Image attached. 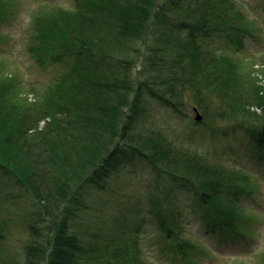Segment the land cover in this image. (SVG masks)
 I'll return each instance as SVG.
<instances>
[{"label":"trees","instance_id":"1","mask_svg":"<svg viewBox=\"0 0 264 264\" xmlns=\"http://www.w3.org/2000/svg\"><path fill=\"white\" fill-rule=\"evenodd\" d=\"M75 3L73 10H45L33 19L38 61H72L43 95L24 97L20 78L0 64V173L33 198L44 222L22 226L28 238L13 251L15 224L0 209V264H153L137 242L106 254L70 232L87 189L104 187L135 159L191 195V214L204 221L208 235L253 238L260 219L244 204L254 196L252 174L147 129L145 120L150 100L182 116L194 102L203 114L195 126L225 123V132L248 135L249 151L262 160L264 88L252 73L257 69L238 56L258 38L259 18L236 0ZM10 7V0H0V30ZM183 203L171 191L151 197V218L174 260L199 264L209 251L182 235ZM250 264H264V252Z\"/></svg>","mask_w":264,"mask_h":264},{"label":"rangeland","instance_id":"2","mask_svg":"<svg viewBox=\"0 0 264 264\" xmlns=\"http://www.w3.org/2000/svg\"><path fill=\"white\" fill-rule=\"evenodd\" d=\"M11 7L7 23L0 30V64H6L7 74L20 78L26 96L34 101V91L43 95L61 75L67 72L72 61H48L42 65L31 50L34 45L33 19L41 11L53 9H75V0H10ZM246 3L247 14L259 18L258 38L248 41L247 51L238 55L247 62L258 85L264 88V0H236ZM218 46L224 44L215 40ZM145 120L149 130L162 131L178 143L202 153H214L223 162L236 169L246 168L254 178L253 197L244 201L246 208L254 211L260 221L255 226L253 238L238 242L231 238L222 239L208 235L202 228V219L191 214V195L180 191L168 177L158 176L151 164L141 159L122 164V171L113 173L104 182V187H91L85 192L82 204L76 206L70 221V232L80 237L84 243L101 245L108 254L115 251L122 242H137L143 249L144 257L153 264H171L172 251L166 247L165 239L156 234L151 218L150 198L163 196L171 191L175 201L187 206L186 230L182 235L202 242L209 251L208 256L200 255L199 264H239L251 263L264 252V158L249 151L250 137L242 132H225L223 122L206 126H195V103L192 102L186 116L175 113L171 108L156 100H150ZM258 113H260L257 110ZM202 116L203 114L199 112ZM228 127V126H227ZM0 209L13 220L14 228L10 239L13 251H18L21 242L28 238V231L22 228L28 224L43 227L39 221V206L21 187L0 173ZM187 222H190L188 224ZM43 230V229H41ZM197 231V234L194 232Z\"/></svg>","mask_w":264,"mask_h":264},{"label":"water","instance_id":"3","mask_svg":"<svg viewBox=\"0 0 264 264\" xmlns=\"http://www.w3.org/2000/svg\"><path fill=\"white\" fill-rule=\"evenodd\" d=\"M201 119H202L201 115L196 110V118H195V120L196 121H201Z\"/></svg>","mask_w":264,"mask_h":264}]
</instances>
